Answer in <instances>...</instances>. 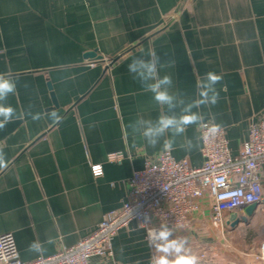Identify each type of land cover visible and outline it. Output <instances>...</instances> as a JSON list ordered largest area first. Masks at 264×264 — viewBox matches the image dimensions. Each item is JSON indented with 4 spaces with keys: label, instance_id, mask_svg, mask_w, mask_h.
Instances as JSON below:
<instances>
[{
    "label": "crops",
    "instance_id": "0c3cea01",
    "mask_svg": "<svg viewBox=\"0 0 264 264\" xmlns=\"http://www.w3.org/2000/svg\"><path fill=\"white\" fill-rule=\"evenodd\" d=\"M259 119L264 0H0V233L24 261L90 234L146 158L167 149L199 166L200 122L225 128L236 153ZM261 184L264 198V167ZM228 214L231 232L255 225L264 241V201L233 229ZM212 227L203 204L186 230L165 229L168 264H214ZM111 250L88 264H152L134 221Z\"/></svg>",
    "mask_w": 264,
    "mask_h": 264
},
{
    "label": "built area",
    "instance_id": "2783aa9c",
    "mask_svg": "<svg viewBox=\"0 0 264 264\" xmlns=\"http://www.w3.org/2000/svg\"><path fill=\"white\" fill-rule=\"evenodd\" d=\"M202 163L192 166L185 158H174L163 150L146 158L133 170L121 207L103 214L90 234L75 244L61 246L55 253L32 260L20 259L10 232L0 233V264H88L91 256L111 257V241L130 222L145 232L151 263L168 260L160 251V233L165 229L186 230L193 216L205 204L214 227L222 225L223 213L243 210L263 199L261 173L264 167V119L249 123L246 138L232 153L225 128L209 120L200 122ZM118 153L108 155L118 160ZM92 174L101 173L100 164L91 165ZM251 264H264V241Z\"/></svg>",
    "mask_w": 264,
    "mask_h": 264
},
{
    "label": "rangeland",
    "instance_id": "374dc122",
    "mask_svg": "<svg viewBox=\"0 0 264 264\" xmlns=\"http://www.w3.org/2000/svg\"><path fill=\"white\" fill-rule=\"evenodd\" d=\"M216 234L217 247L214 264H247L246 259L249 256L248 264L252 263L254 255L257 252V243L254 237L257 233L263 234V230L257 231L255 225H246L239 228L236 232H231L223 224L218 227H212ZM221 253V254H220ZM223 253H228L229 260L222 256ZM236 257H231L235 256ZM231 261L232 263H230Z\"/></svg>",
    "mask_w": 264,
    "mask_h": 264
},
{
    "label": "water",
    "instance_id": "95a60500",
    "mask_svg": "<svg viewBox=\"0 0 264 264\" xmlns=\"http://www.w3.org/2000/svg\"><path fill=\"white\" fill-rule=\"evenodd\" d=\"M87 55L88 56H94V52H89ZM262 201H264V198L262 199ZM257 204L258 203H256V202H252V203L247 204L243 208L244 214H242L240 216L237 214L236 211H231L228 214L227 219L225 220V223L228 224L230 229H233L240 222L247 223L248 222V218L247 217H250V216H252L254 214Z\"/></svg>",
    "mask_w": 264,
    "mask_h": 264
},
{
    "label": "clouds",
    "instance_id": "9594fccd",
    "mask_svg": "<svg viewBox=\"0 0 264 264\" xmlns=\"http://www.w3.org/2000/svg\"><path fill=\"white\" fill-rule=\"evenodd\" d=\"M210 79H215V77H212L210 75ZM157 99H167L166 96H163V95H158L157 96ZM184 123H191L192 122V118H186L184 121ZM167 126V125H165ZM4 166V162L3 160H0V167H3ZM168 235L167 232H161L160 233V237L161 238H166ZM165 251H167V249H164ZM193 261H194V257H180L176 262L175 264H193ZM159 264H168V261L164 258H161L159 260Z\"/></svg>",
    "mask_w": 264,
    "mask_h": 264
}]
</instances>
